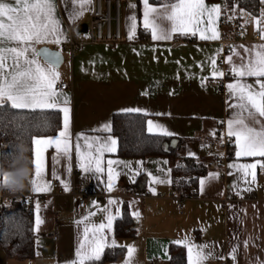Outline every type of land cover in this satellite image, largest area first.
<instances>
[{
  "label": "crops",
  "instance_id": "obj_1",
  "mask_svg": "<svg viewBox=\"0 0 264 264\" xmlns=\"http://www.w3.org/2000/svg\"><path fill=\"white\" fill-rule=\"evenodd\" d=\"M170 2L175 0H150V4L161 11L162 6ZM205 4L220 6V0H205ZM55 5L54 15L60 22L59 43L55 42V37H49L34 47L38 52L45 45L64 52L61 66L41 55L36 58L42 68H52L59 74L54 87L59 96L57 109L62 113V125L57 133L35 139L58 138L64 126L61 109L68 107L70 158L57 152L54 145L34 142V159L39 152L43 168L42 177L37 178L38 184L50 185V190L40 192H35L31 183L34 166L30 169L31 174H28L29 170L2 171L0 167V177L11 173L17 180L24 181L23 192L42 193L46 197L45 203L38 204L33 212L37 234L34 256L12 257L0 245V264H80L78 250L81 253L90 250L93 238L99 240L101 235L105 238L101 255L108 247L126 249L121 259L102 264H126V261L128 264H172L171 244L186 249L187 264H190L196 259L197 249L193 248L190 254L186 243L208 246L203 251L212 255L202 264H220L224 259H231L235 264H264V170L258 163L256 169L248 170L249 174L245 176L241 167L264 162V158L237 157L234 140L226 135L227 121L237 111L228 106L236 101L226 86L239 78L234 77L231 66L225 62L232 50H224L220 15L218 19L214 16V23L209 26L219 32L217 40H201L199 31L196 35L176 32L171 39L154 40L151 29L144 27L143 0H126L122 16L126 40L88 42L72 52L67 47L71 38H90L89 30L77 33L76 28L81 23L90 25L95 1L90 0L83 14L75 19L71 18L74 6L69 0H55ZM236 9L240 13L246 10ZM261 12H264V6L260 4V13L252 16L248 32L234 43L233 48L241 55H246L241 45L249 49L256 46L253 56L255 51L261 50L259 46L264 45L261 36H256L253 23V18ZM161 26L166 27L167 22ZM261 27H264L263 20ZM140 28H145L148 33L137 37ZM199 28L203 30L205 25L201 24ZM210 58L216 60L215 66ZM232 59L234 64L241 62L237 56ZM214 70L225 74L213 77ZM254 79L246 78V82L254 83ZM65 80L71 81L72 85L60 91L57 84ZM65 96L66 105L63 103ZM126 109H139L131 112L148 114L146 126L149 132L170 133L167 135L177 142L182 140V152L204 158L208 170L199 177L194 193L184 195L173 188L168 156L119 154L113 115L129 112ZM105 125H110L111 131H105ZM78 135L82 136L79 141L76 140ZM109 136L116 144L112 151L102 154L95 151L98 147L95 143L93 148H87L84 139L87 138L88 143L103 142ZM77 142L79 153L75 149ZM89 153L92 170L85 172L81 165L89 166ZM214 154L226 155L225 161L219 166H211ZM96 157L100 159L102 172L95 171ZM109 160L113 162L111 166ZM25 171L27 178L21 175ZM252 172L255 173L254 181ZM210 173L217 174L216 178L210 179ZM56 177L62 182L63 192L52 185ZM201 180L206 182L201 185ZM75 184L79 185L78 191L88 195L84 207L80 206L78 194L74 192ZM179 196L186 202L184 208L180 207ZM109 200L114 203L109 204ZM125 207L135 220L134 233L118 236L116 221L123 215ZM109 215L114 217L111 229L96 232L101 223L107 224ZM37 218L42 221L39 225ZM129 247L134 249L131 255ZM234 248L235 259L232 258Z\"/></svg>",
  "mask_w": 264,
  "mask_h": 264
},
{
  "label": "snow or ice",
  "instance_id": "obj_2",
  "mask_svg": "<svg viewBox=\"0 0 264 264\" xmlns=\"http://www.w3.org/2000/svg\"><path fill=\"white\" fill-rule=\"evenodd\" d=\"M90 0H69L74 6L71 18H78L86 10V5ZM264 3V0H261ZM145 6L144 11V27L151 29V35L154 40L171 39L173 33L196 35L199 31L201 40H217L220 38L219 32L213 25L215 16L217 19L220 15V6H207L205 0H175L169 4L163 5V11L150 4V0H143ZM55 0H0V132L5 128L15 126L13 132L18 139L22 138L27 127L21 122L22 113L25 110L35 109H57L58 93L55 90V83L59 78V74L52 68L44 69L37 61V57L41 55L34 45L46 40L49 37H55V42L59 43V20L55 17ZM135 19L134 17L132 18ZM264 20V12L260 16L253 18V23L257 33L264 40V27H261V21ZM167 22L166 27L161 25ZM204 24L205 28L201 30L199 25ZM211 34L207 35L206 32ZM246 55L232 49V55L225 58V62L231 66L230 71L234 77H238L234 83H229L226 87L230 91V95L235 99L236 103H229V108L236 109L233 118L227 121L226 135L229 139H233L237 147V157H261L264 158V45H260V51L241 45ZM222 51V49L220 50ZM44 55H47L46 53ZM232 56H237L240 63L234 64ZM213 66L216 64L214 58H210ZM224 72L213 71L212 75L224 76ZM246 78H255L254 83H247ZM63 103H68L65 96ZM64 113V126L60 131L58 138L49 137L47 139H35L37 145L55 146L57 152H62L65 157L70 158V135L69 127V108L61 109ZM126 111H139V109H126ZM151 124V122H149ZM105 131H111L110 125L104 126ZM170 134V133H165ZM214 134V133H213ZM215 135V134H214ZM60 138H63L61 140ZM82 136L78 135L76 140L79 141ZM85 143L87 148H93V144H97L95 151L101 153L103 151H112L116 144V140L112 137H106L103 142L99 140ZM109 142L110 145L109 146ZM63 145V146H61ZM10 149H14L15 145H10ZM77 153L80 152V144H75ZM2 157V154H0ZM13 152L9 159H15ZM92 157L89 153V166L81 165L85 172L91 171ZM113 162L108 161L111 166ZM260 164L264 170V162L244 164L242 169L245 176L248 170H254L257 164ZM32 164L34 166V176L31 181L35 192L50 190V185L41 186L38 184L37 178L42 177V160L39 152L36 153ZM95 171L102 172L99 157L95 158ZM230 167H232L230 165ZM252 179L255 180V173L252 172ZM217 174L210 173L209 178H216ZM57 179L59 177H56ZM109 180H111V172H109ZM17 181L11 173H4L0 177V183L14 184ZM163 182V181H157ZM206 181L201 180L203 185ZM65 191L68 186L65 184ZM111 187V185H109ZM114 201L109 200V204ZM138 215V213H137ZM113 216L107 217V224L101 223L96 232L103 233L104 229H111ZM42 221L37 218V225ZM87 232V230H86ZM87 238V237H86ZM104 236L101 235L99 240L93 238L90 250L83 253L78 250L77 256L80 258V264H84L85 260L98 261L101 252L105 247ZM179 243V242H178ZM114 245V242H113ZM191 254L193 248H196V259L191 260L190 264H202L209 258L212 253L204 252L203 249L207 245H190L185 244ZM236 249H233V259H235ZM129 255L134 249L128 248ZM223 258V257H221ZM126 264L128 262L126 261Z\"/></svg>",
  "mask_w": 264,
  "mask_h": 264
},
{
  "label": "trees",
  "instance_id": "obj_3",
  "mask_svg": "<svg viewBox=\"0 0 264 264\" xmlns=\"http://www.w3.org/2000/svg\"><path fill=\"white\" fill-rule=\"evenodd\" d=\"M159 1V0H154ZM230 6L243 8L254 14L260 13L261 0H228ZM148 33L140 28L137 37ZM146 36V35H145ZM148 114L142 112H115L113 115V132L118 136L119 154L128 157L148 155H166L169 157L173 173V188L184 195L194 193L199 177L206 173L208 166L204 158H195L181 150L179 139L176 144L171 135L152 133L147 129ZM21 122L27 127L22 138L13 134L15 126L0 132V167L2 171L30 170L33 167L34 139L37 136L52 135L62 125V113L59 109L25 110ZM10 145H15L10 149ZM15 159H9L12 153ZM134 218L125 207L123 215L116 221L118 236L134 233ZM0 245L4 246L12 257L32 258L37 245L34 214L21 200H14L0 210ZM125 247H108L98 261H86L84 264H102L106 261L121 259ZM171 263L187 264L186 249L171 244ZM78 264V263H76Z\"/></svg>",
  "mask_w": 264,
  "mask_h": 264
},
{
  "label": "built area",
  "instance_id": "obj_4",
  "mask_svg": "<svg viewBox=\"0 0 264 264\" xmlns=\"http://www.w3.org/2000/svg\"><path fill=\"white\" fill-rule=\"evenodd\" d=\"M95 6L92 12V19L89 25L90 38L87 40H75L71 38L67 42V47L73 52L82 48L88 42H118L126 40L122 29V16L124 3L126 0H94ZM220 26L223 28L222 41L225 43V51H230L234 43L243 38L249 30V24L252 16L242 15L234 6H230L228 0H220ZM257 37L260 35L256 32ZM72 85L69 80L58 82L57 88L60 91L68 89ZM226 159L224 154H214L211 160V166H219ZM78 171V170H77ZM32 172L29 170L28 174ZM53 187L59 192H63V185L60 179L52 180ZM74 192L78 194L80 206L84 207L87 203L88 195L80 192L79 185H74ZM14 200H21L25 203L30 212H34L38 204H44L46 197L42 193H25L23 191L10 192L6 189H0V210L4 205L12 203ZM180 207L184 208L186 202L182 196H179ZM57 237V235H55ZM220 264H235L231 259H224Z\"/></svg>",
  "mask_w": 264,
  "mask_h": 264
},
{
  "label": "water",
  "instance_id": "obj_5",
  "mask_svg": "<svg viewBox=\"0 0 264 264\" xmlns=\"http://www.w3.org/2000/svg\"><path fill=\"white\" fill-rule=\"evenodd\" d=\"M88 30H89L88 23H81L76 28L77 33L88 32ZM39 52L41 53V56L44 59H46L47 61L51 62L56 66H61L64 61V57H65L64 52L59 49H55L45 45L40 48ZM45 53L47 55H44ZM173 143L176 144L177 140L175 139Z\"/></svg>",
  "mask_w": 264,
  "mask_h": 264
},
{
  "label": "clouds",
  "instance_id": "obj_6",
  "mask_svg": "<svg viewBox=\"0 0 264 264\" xmlns=\"http://www.w3.org/2000/svg\"><path fill=\"white\" fill-rule=\"evenodd\" d=\"M21 175H23L25 178H27V173L26 171L24 173H22ZM13 176V175H12ZM13 178L17 181L16 183L14 184H3V183H0V189H6L10 192H18V191H22L25 187L24 185V181H21V180H17L15 178V176H13Z\"/></svg>",
  "mask_w": 264,
  "mask_h": 264
},
{
  "label": "rangeland",
  "instance_id": "obj_7",
  "mask_svg": "<svg viewBox=\"0 0 264 264\" xmlns=\"http://www.w3.org/2000/svg\"><path fill=\"white\" fill-rule=\"evenodd\" d=\"M261 5L264 6V3L261 2ZM261 13H262V12H261ZM241 14H242V15H247V14H249V15H251V16H255V14H253L252 12L246 11V10H241ZM260 15H261V14H260ZM263 21H264V20H263Z\"/></svg>",
  "mask_w": 264,
  "mask_h": 264
}]
</instances>
